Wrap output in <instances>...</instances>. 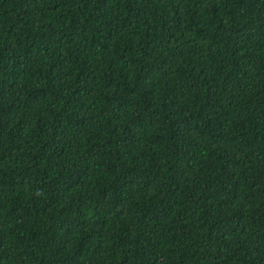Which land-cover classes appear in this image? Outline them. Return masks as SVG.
Returning <instances> with one entry per match:
<instances>
[{"label":"trees","instance_id":"trees-1","mask_svg":"<svg viewBox=\"0 0 264 264\" xmlns=\"http://www.w3.org/2000/svg\"><path fill=\"white\" fill-rule=\"evenodd\" d=\"M0 264H264V0H0Z\"/></svg>","mask_w":264,"mask_h":264}]
</instances>
